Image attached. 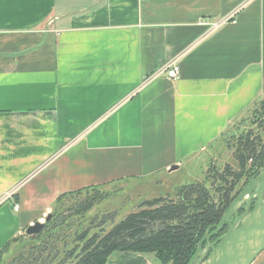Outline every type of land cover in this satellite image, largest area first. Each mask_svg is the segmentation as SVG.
I'll return each mask as SVG.
<instances>
[{"label": "crops", "instance_id": "crops-1", "mask_svg": "<svg viewBox=\"0 0 264 264\" xmlns=\"http://www.w3.org/2000/svg\"><path fill=\"white\" fill-rule=\"evenodd\" d=\"M261 100L264 0H0V251L63 194L201 159Z\"/></svg>", "mask_w": 264, "mask_h": 264}, {"label": "trees", "instance_id": "trees-1", "mask_svg": "<svg viewBox=\"0 0 264 264\" xmlns=\"http://www.w3.org/2000/svg\"><path fill=\"white\" fill-rule=\"evenodd\" d=\"M257 104L262 106V110L256 111V113L260 112L257 117L261 120L258 128L264 134V100L255 105ZM233 126L219 139L228 135ZM233 137L236 138L231 148L237 168L227 163L221 171L211 164L203 181L176 185L172 193L167 192L169 196L149 200L141 195L137 205L131 211L125 209L126 204H122L112 212L99 211L98 220L102 225L104 224L103 227L100 222L96 223V217L88 222V217L91 218V216H87L102 203L101 201L106 200L100 199L102 197L100 190L123 181L130 180L136 184H142L155 176L163 175L170 178V175L164 173L149 178L123 180L63 194L57 199L52 212V214L55 212L57 221L54 225L55 232L37 245L33 244L34 246L27 252H19V256L17 254L10 264H107L111 255L116 252L151 254L162 264H189L196 255L199 243L207 230L212 228V231H215L213 227L221 222L224 213L234 200L264 168V137L260 133L253 132H241ZM209 147L200 153L201 161L209 153ZM192 163L194 162L191 159L186 164ZM182 171L187 172V166L177 172L182 173ZM243 180L248 182L238 188ZM84 193L85 199L67 210L70 213L69 216L58 221L62 218V215H58L62 202L67 198L74 200ZM238 212H243L242 207L236 214ZM84 215L85 220H78ZM53 219L47 222L45 228L52 224ZM75 220H78L77 226L68 245L65 242L66 238L62 242L57 241L58 238L55 235L61 230L71 228L70 223H74ZM231 225L227 224L223 231L212 237L211 249L221 243ZM33 237L38 241L42 234ZM10 247L12 244L0 251V258L11 251ZM67 251L72 256L71 259L65 257L67 255L64 253ZM1 261L0 264H3L4 261Z\"/></svg>", "mask_w": 264, "mask_h": 264}, {"label": "rangeland", "instance_id": "rangeland-1", "mask_svg": "<svg viewBox=\"0 0 264 264\" xmlns=\"http://www.w3.org/2000/svg\"><path fill=\"white\" fill-rule=\"evenodd\" d=\"M262 110V106L257 104L253 107V109L247 114L245 115L241 120H239V122H237L234 126L233 129L229 132L228 135L223 136L221 139H219L215 144H213V146L208 148L209 153H207L206 158H204L202 161L200 159H194L192 164H184L182 166V168H185L187 166L188 171L187 172H183L179 173L177 171H173V172H168V174L170 175L169 177L166 176H155L152 177L148 180V182L146 183H142V184H136L132 181H123L120 182L118 184H112L109 185L105 188V190H100L101 192V198L104 201H101L102 203H100L98 206H96L91 212H89L87 214V216H91L88 217L89 221L93 220L96 217V223H99L100 221L98 220V217H100L98 214V212L100 211H113L118 209L122 204H126L125 209H128L129 211L132 210V208L137 205V201H139L140 197L142 195V197L148 198L149 200L153 199V198H158V197H166L169 196L167 194V192H173V188H175V186L177 185H181V184H186L189 182H194V181H203L206 177V173L208 170V167L211 164H214L216 168H218L219 170H223L224 166L228 163L231 166H233L234 168H237V163L233 158V154H232V143L234 138L233 135H239V133L241 132H245V133H254V134H261L264 137V134L261 132V130L258 128L261 120L259 119V117H257L259 113H256L257 110ZM207 151V152H208ZM246 182H248V180H243L240 182L239 187L241 188ZM171 186V188H169ZM85 193L81 194L80 196H78L77 198H75L74 200L72 199H65L62 204L59 207L60 211L58 213V215H62V218H59L58 221H60L63 218H66L67 216L70 215L69 212H67L68 209H70L71 207L75 206L79 201H83V199H85ZM93 196V195H92ZM139 199V200H138ZM98 202V201H97ZM243 212H238L237 214H235L229 221H228V225L233 224V222L235 220H237L243 213L245 210V204H243L242 206ZM57 214V213H56ZM53 219L52 224L48 225L47 228H45L40 234H42V237L40 239L35 240L34 237H29L26 234L19 238V240L16 243L12 244V247H10L9 252H6L5 254H3V256L0 258V260H2L1 262L4 261L3 264H10L11 262H13L15 259V257L17 256V254L20 252H27L28 250H30L32 248V246L37 245L41 240H44L48 237L51 236V234H53V232H55L54 225L57 222L56 218H55V212L51 215V219ZM85 220V215L83 218L78 219V220ZM75 220L74 223H70L71 228H66L65 230H61L59 232V234H56L55 237H57V241L62 242L65 238V242L68 243L70 242L71 237L74 235L75 233V229L77 226V221ZM83 220V222H85ZM103 221H104V217H103ZM102 221V222H103ZM233 221V222H232ZM41 223L45 224V227L47 226V222L43 221ZM101 223V222H100ZM102 225V223H101ZM104 225V224H103ZM102 225V227H103ZM100 227V228H102ZM99 228V229H100ZM58 231V229H57ZM37 236V235H36ZM61 240V241H60ZM58 242V243H59ZM34 244V245H33ZM63 244V243H62ZM65 246V245H64ZM38 250V249H36ZM69 251H67L66 254L67 256H65L67 259L68 258H72L71 255H69L68 253ZM19 256V254H18ZM124 256V255H123ZM161 263V262H160ZM149 264V262H148ZM162 264V263H161Z\"/></svg>", "mask_w": 264, "mask_h": 264}, {"label": "water", "instance_id": "water-1", "mask_svg": "<svg viewBox=\"0 0 264 264\" xmlns=\"http://www.w3.org/2000/svg\"><path fill=\"white\" fill-rule=\"evenodd\" d=\"M173 166L169 171L178 170ZM245 204L244 213L233 222L221 243L211 249V239L223 229L228 221ZM51 214L45 219L48 222ZM45 224L36 222L27 228L29 237L39 235ZM215 231L209 228L199 243L196 255L189 264H252L264 251V168L224 213ZM19 238L12 240L16 243Z\"/></svg>", "mask_w": 264, "mask_h": 264}, {"label": "built area", "instance_id": "built-area-1", "mask_svg": "<svg viewBox=\"0 0 264 264\" xmlns=\"http://www.w3.org/2000/svg\"><path fill=\"white\" fill-rule=\"evenodd\" d=\"M232 18H233V16L230 19H232ZM224 22H226V20L218 21V22H211V23L202 22L201 25L204 27H207L208 32H214ZM179 73H180V66L178 63L169 64L161 72V74H165L166 78L171 79V80H175L176 78H178ZM15 210L16 211L18 210V206H15Z\"/></svg>", "mask_w": 264, "mask_h": 264}, {"label": "bare ground", "instance_id": "bare-ground-1", "mask_svg": "<svg viewBox=\"0 0 264 264\" xmlns=\"http://www.w3.org/2000/svg\"><path fill=\"white\" fill-rule=\"evenodd\" d=\"M180 73H181V70H180ZM180 73H179V76H180ZM179 76H178V78H179ZM178 78H176V79H178ZM177 171V170H176Z\"/></svg>", "mask_w": 264, "mask_h": 264}]
</instances>
